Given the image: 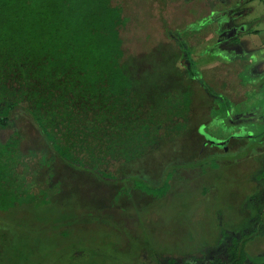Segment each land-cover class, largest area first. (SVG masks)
I'll return each instance as SVG.
<instances>
[{"label":"rangeland","instance_id":"obj_1","mask_svg":"<svg viewBox=\"0 0 264 264\" xmlns=\"http://www.w3.org/2000/svg\"><path fill=\"white\" fill-rule=\"evenodd\" d=\"M113 4L127 19L122 63L139 91L189 92L191 114L186 133L110 170L157 187L170 166L200 167L176 169L169 193L154 200L134 191L131 181L103 182L69 167L17 107L0 140L19 133L26 179L36 180L31 192L47 191L49 204L0 212V264H210L226 261L230 239L251 230L257 235L245 264H264V0ZM219 20L221 31L244 30L216 43ZM211 116V138L227 140L237 131L258 137L209 143L199 131ZM41 156L49 167L38 166Z\"/></svg>","mask_w":264,"mask_h":264},{"label":"trees","instance_id":"obj_2","mask_svg":"<svg viewBox=\"0 0 264 264\" xmlns=\"http://www.w3.org/2000/svg\"><path fill=\"white\" fill-rule=\"evenodd\" d=\"M126 23L113 0H0V130L9 127L10 113L22 107L69 167L103 182L131 181L134 191L162 200L176 169L200 165L170 166L157 187L115 175L110 167L129 165L162 141L186 133L191 94L173 91L159 97L152 88L151 93L139 91L122 63L120 33ZM19 146L18 132L0 140L2 213L49 204L47 191L31 192L36 180L27 181ZM49 163L41 156L38 166ZM255 234L232 237L227 260L210 264H245ZM166 264L177 263L171 259Z\"/></svg>","mask_w":264,"mask_h":264},{"label":"flooded vegetation","instance_id":"obj_3","mask_svg":"<svg viewBox=\"0 0 264 264\" xmlns=\"http://www.w3.org/2000/svg\"><path fill=\"white\" fill-rule=\"evenodd\" d=\"M222 20H219V21H217V27H216V29H214L215 30V33L213 32V34L215 35V37H216V43H221V42H223V41H231V40H234L235 38H236V36H237V34H238V31H243L244 30V27H233V28H230L229 30H223V31H221L220 30V22H221ZM224 21H228V19L227 18H225V20ZM264 54V53H263ZM216 112V111H215ZM215 112L213 113V114H215ZM212 117H214V116H211V120H209V122H207V124L206 125H203L202 127H201V129H203V134H201L200 133V131H199V133H200V135L203 137V139L205 140V141H207V142H209V143H212V144H218V143H226V141L228 140V139H247V141H249V140H251V141H256V139H257V135H250V134H247V135H244V137H241V135H242V133L240 132V131H237L236 133H232V135H231V137L230 138H228L227 140H217V139H214V138H211V137H209V135L207 134V132H206V126L209 124V123H211V121H212ZM262 118V116H260V118H259V120ZM229 122H231V121H229ZM244 122H246L245 120H244ZM232 123V122H231ZM259 123H260V121H259ZM262 123V122H261ZM263 123H264V121H263ZM236 134V135H235ZM260 136H262L261 137V141L260 142H262V143H260L259 145H261V144H263L264 143V129L263 130H261V132H260ZM210 140H212V141H210ZM225 141V142H224Z\"/></svg>","mask_w":264,"mask_h":264},{"label":"water","instance_id":"obj_4","mask_svg":"<svg viewBox=\"0 0 264 264\" xmlns=\"http://www.w3.org/2000/svg\"><path fill=\"white\" fill-rule=\"evenodd\" d=\"M263 123V122H262ZM263 126H264V123H263ZM264 128H262V130H263ZM200 133L201 134H203V129H200ZM262 136H260L259 138H261ZM210 141H212V140H210Z\"/></svg>","mask_w":264,"mask_h":264},{"label":"crops","instance_id":"obj_5","mask_svg":"<svg viewBox=\"0 0 264 264\" xmlns=\"http://www.w3.org/2000/svg\"><path fill=\"white\" fill-rule=\"evenodd\" d=\"M263 251H264V247H263ZM262 256L264 257V252H263V255Z\"/></svg>","mask_w":264,"mask_h":264}]
</instances>
